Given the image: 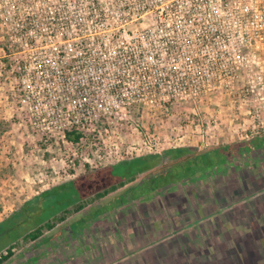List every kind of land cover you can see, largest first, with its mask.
Instances as JSON below:
<instances>
[{"label":"built area","instance_id":"built-area-1","mask_svg":"<svg viewBox=\"0 0 264 264\" xmlns=\"http://www.w3.org/2000/svg\"><path fill=\"white\" fill-rule=\"evenodd\" d=\"M0 31L26 121L89 165L184 147L148 126L165 108L233 94L264 113V0H1Z\"/></svg>","mask_w":264,"mask_h":264},{"label":"rangeland","instance_id":"rangeland-1","mask_svg":"<svg viewBox=\"0 0 264 264\" xmlns=\"http://www.w3.org/2000/svg\"><path fill=\"white\" fill-rule=\"evenodd\" d=\"M6 46L0 31V57ZM14 81L9 74L0 76V222L42 192L89 173L92 177L70 184L78 193L87 192L84 199L89 203L83 210L72 212L36 241L23 240L29 228L7 242L3 237L0 254L14 246L13 256L3 264H264V154L257 167L230 174L217 187L211 182L161 185L155 195L140 189L150 193L148 200L126 201L129 188L172 164L164 158L132 183L90 201L110 180L125 175L127 168L119 164L154 154H112L101 160L90 158L89 165L76 146L41 138L31 128L16 105ZM148 126L161 138L185 136L177 145L201 153L248 140L249 132L264 134V113L251 101L238 103L235 95L223 94L155 112ZM66 207L72 209L73 204ZM36 212L33 218L38 220L40 211Z\"/></svg>","mask_w":264,"mask_h":264},{"label":"trees","instance_id":"trees-1","mask_svg":"<svg viewBox=\"0 0 264 264\" xmlns=\"http://www.w3.org/2000/svg\"><path fill=\"white\" fill-rule=\"evenodd\" d=\"M248 134L251 136L248 140H241L201 153H196V150L192 148H176L165 151L161 156L151 155L134 161L123 162L119 165H122V168H127L125 175L110 180L109 183L111 184L96 192L90 201L102 199L132 183L136 175L156 167L164 158L172 161V164L166 170L160 171L140 184L129 188L123 197L126 201L134 202L142 198L148 200L151 197L150 193L160 192L161 185L164 187L176 184L178 186L183 184L199 186L204 182H211L217 187L230 174H240L244 170H251L259 165L261 154H264V134L252 135L250 132ZM66 137L68 141L75 143L79 136L75 133H67ZM136 165L140 166L136 167ZM116 166H112L110 169L113 171ZM91 175V173L86 174V176ZM82 177L50 191L42 192L37 197L27 201L18 211L0 222V240L4 237L3 241L7 242L9 239H14L18 234L20 235L21 230L29 228L23 235V240L36 241L43 235L44 231L54 229L58 223L65 221L72 212L77 213L83 210L89 203L88 200L84 199L87 192L81 194L77 190L70 189V184L77 182ZM241 181L243 182H241V188H244V179ZM135 188L138 190L146 188L150 193L140 190L134 194L132 190ZM41 201H45V203L39 205ZM66 201L67 203H64ZM69 203L73 204L72 209L66 207ZM36 209L40 211L38 220L33 218L37 213ZM61 210L63 211L61 215L54 216ZM51 217L52 219H49ZM21 218L22 220H20ZM13 248L14 246L11 244L6 248L5 254H0V264L13 256Z\"/></svg>","mask_w":264,"mask_h":264},{"label":"crops","instance_id":"crops-1","mask_svg":"<svg viewBox=\"0 0 264 264\" xmlns=\"http://www.w3.org/2000/svg\"><path fill=\"white\" fill-rule=\"evenodd\" d=\"M38 240V239H37ZM101 257V256H100ZM111 262H113V259H110Z\"/></svg>","mask_w":264,"mask_h":264}]
</instances>
